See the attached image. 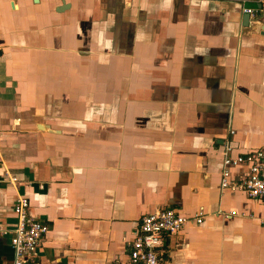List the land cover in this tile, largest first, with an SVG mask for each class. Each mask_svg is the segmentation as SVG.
<instances>
[{
	"label": "crops",
	"instance_id": "crops-1",
	"mask_svg": "<svg viewBox=\"0 0 264 264\" xmlns=\"http://www.w3.org/2000/svg\"><path fill=\"white\" fill-rule=\"evenodd\" d=\"M227 146L264 151V0H0V264L19 196L35 264H115L145 214L201 207L163 264H264Z\"/></svg>",
	"mask_w": 264,
	"mask_h": 264
},
{
	"label": "built area",
	"instance_id": "built-area-1",
	"mask_svg": "<svg viewBox=\"0 0 264 264\" xmlns=\"http://www.w3.org/2000/svg\"><path fill=\"white\" fill-rule=\"evenodd\" d=\"M244 11L252 17L256 16V11L252 8H245ZM231 149L227 146L224 151L221 186L239 189L250 197L264 200V151L257 150L234 157L230 154ZM239 164H248L247 176L241 180H231L229 167ZM28 207V198L19 196L14 205L17 222L11 237L13 264H35L33 257L43 235L48 231V225L29 215ZM235 214L234 211L225 213L227 216ZM204 216L203 207L191 217L180 214L173 208L145 214L133 238L126 242V256L118 258L115 264H163L161 254L166 236L178 233L188 222H202Z\"/></svg>",
	"mask_w": 264,
	"mask_h": 264
},
{
	"label": "water",
	"instance_id": "water-1",
	"mask_svg": "<svg viewBox=\"0 0 264 264\" xmlns=\"http://www.w3.org/2000/svg\"><path fill=\"white\" fill-rule=\"evenodd\" d=\"M247 15H248V20H249V18H250V14L247 13Z\"/></svg>",
	"mask_w": 264,
	"mask_h": 264
}]
</instances>
